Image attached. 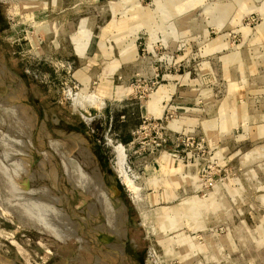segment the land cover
<instances>
[{
	"label": "rangeland",
	"instance_id": "obj_1",
	"mask_svg": "<svg viewBox=\"0 0 264 264\" xmlns=\"http://www.w3.org/2000/svg\"><path fill=\"white\" fill-rule=\"evenodd\" d=\"M62 162L126 264H264V0H0V264H79L59 208L107 224Z\"/></svg>",
	"mask_w": 264,
	"mask_h": 264
},
{
	"label": "flooded vegetation",
	"instance_id": "obj_2",
	"mask_svg": "<svg viewBox=\"0 0 264 264\" xmlns=\"http://www.w3.org/2000/svg\"><path fill=\"white\" fill-rule=\"evenodd\" d=\"M46 154H44L45 158L49 159V157L51 156L49 154H47L46 156ZM42 165H45V164H42ZM66 165L67 164L65 162H62L64 175L67 177L68 181L70 180L69 183H70L71 189L78 190L83 195L92 197V201H90V203H88L85 206L87 210L86 216L87 214H88V217L100 216L102 214L106 218L107 224L106 225L104 224L103 226L100 225L92 230L84 229V223L80 222L79 219H78V223L76 221H73L74 220L73 217L67 213L65 208L64 209L59 208V210L55 211L53 213V216H51L52 221L54 223H57V228L59 226L58 234H62L61 232L63 229V225L70 224L69 227L70 226L71 227L69 230L71 232L70 235L72 237L69 240L67 239L63 240V237H61L60 240L58 239L56 241H59L62 243H75L78 247V256L81 257V259L78 261L79 264L81 263L82 264H92V263L93 264H126L127 262L126 254L129 248L128 242L130 241L129 239L130 232L128 230L129 228L123 227L124 223L127 222V219L129 221V217L127 215H124L126 206L123 205L125 209L124 210L121 209L120 211L117 212L118 214H116V216L118 215V217L121 216L120 218L123 219V221H121L120 218H118L120 222H118V220L116 221L115 220L116 217L113 220H110L106 211L102 207L103 205L101 204V200L99 197L100 191L103 192V195L108 201L110 200V195H109V192L107 190L105 183H103L104 185L103 187L100 186L102 189L99 187V185L102 183L103 180L100 178V175H99L100 173L98 172V170L96 169L92 171V173L91 172L83 173V169L81 165L78 164V170L81 174L80 176L86 177L85 184L88 182L86 185H84V184H79V182L73 179L71 170L69 169L68 165L67 166ZM65 167L68 170H66ZM50 173H51L50 175L48 173L47 177H50V178L52 177L51 183L53 184V182H55V178H57L56 182L58 183L60 179L59 171L55 169V166H52ZM91 190L92 191L96 190L97 195L96 196L91 195V192H92ZM48 192L51 193L50 190H48ZM55 214H58V216L59 214H63L65 218L68 216L70 218L69 219L67 217L68 224H64L66 222L64 220L66 219L60 218L58 220L57 217H55ZM53 218H56V220ZM113 224L115 225V227L117 228V232L119 233L111 232L112 230L110 229L112 228ZM119 234H121V237L119 236ZM101 241H103V247L100 246Z\"/></svg>",
	"mask_w": 264,
	"mask_h": 264
},
{
	"label": "bare ground",
	"instance_id": "obj_3",
	"mask_svg": "<svg viewBox=\"0 0 264 264\" xmlns=\"http://www.w3.org/2000/svg\"><path fill=\"white\" fill-rule=\"evenodd\" d=\"M116 166H115V172L119 175V176H121L123 179H124V183H125V185H126V187L131 191V192H133V188H132V186H131V184H130V181H129V179H128V177H126V175H125V173H124V171H123V169H122V163H123V160H124V158H123V153H122V151H121V146H118L117 148H116ZM46 156H47V154H46ZM63 161H64V159H63ZM67 166V165H66ZM66 168V167H65ZM66 170H68L67 168H66ZM53 173V172H52ZM77 175V174H76ZM55 179H57V178H55ZM70 181V180H69ZM82 181V180H81ZM77 182H78V180H77ZM85 182V181H84ZM82 184V183H81ZM103 187L104 185H103V183H101L100 185H99V187ZM100 187V188H101ZM102 189V188H101ZM42 190V189H41ZM102 192V191H101ZM103 193V192H102ZM46 194V193H45ZM48 198V197H47ZM101 198V197H100ZM43 199V198H42ZM105 199V198H104ZM106 200V199H105ZM101 201H103V199L101 200ZM133 201L135 202V203H137V201H138V197H137V195H134L133 196ZM107 202V201H106ZM101 206V205H100ZM104 207V206H103ZM105 208V207H104ZM107 208H108V206L106 207V210H107ZM109 209V208H108ZM57 210V209H56ZM60 212V211H59ZM62 212V211H61ZM166 212V211H165ZM174 212V211H173ZM66 213V212H65ZM61 215V216H60ZM120 215V214H119ZM165 216H167V212L165 213ZM68 217V216H67ZM67 217L65 218L64 217V215L63 214H59V216H58V214H57V219L59 220L60 218H62V219H66V220H64V221H66L64 224H68V221H67ZM118 215L116 216V218H115V220L117 221L118 220ZM168 217V216H167ZM69 218V217H68ZM119 218H120V216H119ZM70 219V218H69ZM63 221V222H64ZM69 221H71V220H69ZM62 222V221H61ZM118 222H120L119 220H118ZM69 225L70 224H68V225H63V226H65L66 228H64V229H67V231H66V233H68V229H70V227H69ZM118 227V226H117ZM110 230H112L111 232H117V228L115 227V225H114V228L113 229H110ZM119 230V229H118ZM117 233H119V232H117ZM123 235H124V233H123ZM119 236L121 237V234H119ZM119 237V238H120ZM118 238V237H117ZM114 262V261H113ZM95 263V262H94Z\"/></svg>",
	"mask_w": 264,
	"mask_h": 264
},
{
	"label": "water",
	"instance_id": "obj_4",
	"mask_svg": "<svg viewBox=\"0 0 264 264\" xmlns=\"http://www.w3.org/2000/svg\"><path fill=\"white\" fill-rule=\"evenodd\" d=\"M100 175V178L103 180V178H102V175L101 174H99ZM102 183H104V181H102ZM107 187V186H106ZM108 190V189H107ZM81 195H83L82 193H81ZM84 196V195H83Z\"/></svg>",
	"mask_w": 264,
	"mask_h": 264
}]
</instances>
